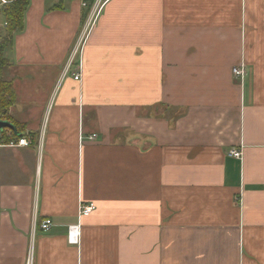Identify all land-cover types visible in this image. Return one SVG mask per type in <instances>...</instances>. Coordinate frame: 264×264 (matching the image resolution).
<instances>
[{"label": "crops", "instance_id": "0c3cea01", "mask_svg": "<svg viewBox=\"0 0 264 264\" xmlns=\"http://www.w3.org/2000/svg\"><path fill=\"white\" fill-rule=\"evenodd\" d=\"M88 15L30 0L6 49L30 144L0 147V264H264V0Z\"/></svg>", "mask_w": 264, "mask_h": 264}, {"label": "trees", "instance_id": "16d2710c", "mask_svg": "<svg viewBox=\"0 0 264 264\" xmlns=\"http://www.w3.org/2000/svg\"><path fill=\"white\" fill-rule=\"evenodd\" d=\"M29 3L30 0H8L1 6L6 25L0 37V117L13 122L15 125L16 122L9 114V109L17 100V91L14 82L5 76V70L10 65L5 53L13 42L15 32L24 28V14ZM2 134L6 142L16 141L19 138V135L14 134V132H12L13 135H9L6 130H3Z\"/></svg>", "mask_w": 264, "mask_h": 264}, {"label": "built area", "instance_id": "2783aa9c", "mask_svg": "<svg viewBox=\"0 0 264 264\" xmlns=\"http://www.w3.org/2000/svg\"><path fill=\"white\" fill-rule=\"evenodd\" d=\"M80 3V5L84 8H89V15H88V21L86 25V32L94 25L96 22L102 8L104 5L108 2V0H75ZM8 0H0V3L5 4ZM83 41H80L79 47L81 46ZM246 69L245 65L236 66L233 68V74L237 77L243 78L245 76ZM81 73L78 72L75 75V79L80 78ZM30 141L27 138H20L17 142L16 141H8L6 142L3 137L0 136V147L1 146H16V145H29ZM230 154L234 157L241 158L242 157V151L238 149H232L230 151ZM95 205L93 203L82 205L81 207V214L87 215L90 214L94 209ZM53 222L51 219H45L41 223V227L43 230H49L52 226ZM80 224H73L69 226L68 230V240L72 244H79L80 242ZM26 264H33V253L32 249L30 250V253L28 255V259Z\"/></svg>", "mask_w": 264, "mask_h": 264}, {"label": "water", "instance_id": "95a60500", "mask_svg": "<svg viewBox=\"0 0 264 264\" xmlns=\"http://www.w3.org/2000/svg\"><path fill=\"white\" fill-rule=\"evenodd\" d=\"M7 128H9L12 131H14L15 133H17V128H16V125L14 123H12L11 121H9L7 119H3L0 117V130H4Z\"/></svg>", "mask_w": 264, "mask_h": 264}]
</instances>
